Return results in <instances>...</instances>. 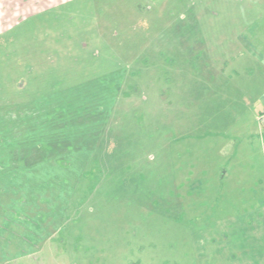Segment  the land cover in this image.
Returning <instances> with one entry per match:
<instances>
[{
	"label": "rangeland",
	"instance_id": "1",
	"mask_svg": "<svg viewBox=\"0 0 264 264\" xmlns=\"http://www.w3.org/2000/svg\"><path fill=\"white\" fill-rule=\"evenodd\" d=\"M263 101L264 0H0V264H264Z\"/></svg>",
	"mask_w": 264,
	"mask_h": 264
},
{
	"label": "crops",
	"instance_id": "2",
	"mask_svg": "<svg viewBox=\"0 0 264 264\" xmlns=\"http://www.w3.org/2000/svg\"><path fill=\"white\" fill-rule=\"evenodd\" d=\"M233 73H234V72H233ZM263 112H264V101L262 102L259 111L256 112V114H255L256 117L259 116V115H261ZM256 120H257V118H256ZM257 122H258V120H257ZM263 153H264V151H263Z\"/></svg>",
	"mask_w": 264,
	"mask_h": 264
}]
</instances>
